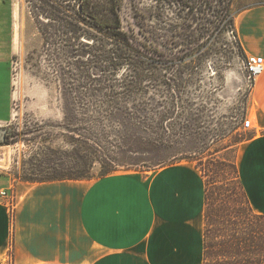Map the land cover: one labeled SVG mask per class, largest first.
Segmentation results:
<instances>
[{
    "label": "rangeland",
    "instance_id": "rangeland-1",
    "mask_svg": "<svg viewBox=\"0 0 264 264\" xmlns=\"http://www.w3.org/2000/svg\"><path fill=\"white\" fill-rule=\"evenodd\" d=\"M261 3L233 0L230 14L235 20ZM157 7L153 0H124L121 16L126 32L147 38L153 58L154 48L162 51L165 64L149 74L163 82L151 81L145 95L116 101L113 109L89 105V85L105 75L96 63L91 68L90 49L82 46L86 37L69 36L67 43L55 27L45 37L26 0H0V129L8 130L0 143V170L21 181L69 175L91 180L189 162L208 190L204 237L219 236L239 214L261 229L264 219L242 198L236 170L240 144L251 135L243 128L252 118L246 57L232 28L225 30L209 6L197 23L188 20V9L175 6L159 12L157 21ZM194 29L198 43L178 37ZM177 58L183 64L175 66ZM128 73L124 68L106 76L120 80Z\"/></svg>",
    "mask_w": 264,
    "mask_h": 264
},
{
    "label": "crops",
    "instance_id": "crops-1",
    "mask_svg": "<svg viewBox=\"0 0 264 264\" xmlns=\"http://www.w3.org/2000/svg\"><path fill=\"white\" fill-rule=\"evenodd\" d=\"M245 56L264 57V5L235 16ZM238 168L264 214V72L251 90ZM14 196V218L10 199ZM205 183L192 163L91 180L26 182L0 170V264H204Z\"/></svg>",
    "mask_w": 264,
    "mask_h": 264
},
{
    "label": "trees",
    "instance_id": "trees-1",
    "mask_svg": "<svg viewBox=\"0 0 264 264\" xmlns=\"http://www.w3.org/2000/svg\"><path fill=\"white\" fill-rule=\"evenodd\" d=\"M153 1L156 2L159 9L154 16L157 21L162 19L159 12L175 6L181 10L188 9V20L191 19L192 22L197 23L203 19V7L209 6L208 9L213 10V15L217 16L220 25L223 24L225 30H228V27L232 28L231 32L245 56L237 37L235 20L230 14L233 0ZM26 2L43 36L47 37L49 30L51 31L55 27L59 33L66 36L67 40L65 41L67 43L69 36H72L70 37L71 41H77L82 36L87 38L88 42L82 46L90 49L87 56L91 59V68H96V63L98 65L96 69L100 71L101 76L105 75L99 84L89 85L91 90L89 105L91 108H95L94 106L99 103L102 107L107 104L108 106L112 105L115 109L116 101H125L130 97L134 98L136 95H145L150 88L149 83L151 81L158 85L163 82L161 76L152 77L149 74L150 68L158 72L159 67L165 64L162 60L163 56H161L162 51L159 52L157 47L154 48L153 51L157 52L158 57L157 59L153 58V55L149 53L147 43H145L148 41L147 38H144L143 41L134 33L126 32L123 29L121 13L124 0H26ZM258 5H264V3ZM192 13L193 16L190 17ZM44 17L48 20L47 24L41 22ZM190 26L192 27V24ZM196 30H192L189 34H178V37L182 39L183 43L187 41L188 45L196 44L200 40L199 35L196 36L192 33ZM199 33L201 34V31ZM149 42L152 45L150 40ZM199 50L198 48L197 51ZM180 63L183 64L181 58H177L173 62L175 66ZM124 68L131 73V75L128 73L129 76L124 79L117 80V78L111 79L106 76L107 73H118ZM171 81L176 82V79ZM175 87L178 85L175 84ZM176 90L178 89L176 88ZM144 119L146 120L145 117ZM76 155L78 154L75 153ZM236 170L242 198L246 201L249 209L257 215V219H264V214L255 213L245 191L239 168L236 167ZM63 180H90V178L88 176L75 177L69 175L41 180H26V182ZM208 200V190L205 186L206 205H208ZM232 219L234 220L231 223L226 222L227 225L222 228L219 236L208 237V234L205 235L204 264H264V226L259 229L256 224L251 222L250 218L247 219L241 214Z\"/></svg>",
    "mask_w": 264,
    "mask_h": 264
},
{
    "label": "built area",
    "instance_id": "built-area-1",
    "mask_svg": "<svg viewBox=\"0 0 264 264\" xmlns=\"http://www.w3.org/2000/svg\"><path fill=\"white\" fill-rule=\"evenodd\" d=\"M244 66L247 74V79L253 87L257 78L264 72V57L246 56ZM243 128L245 130H251L253 128L252 120L247 118L243 123ZM1 196L10 199L9 205L11 210V219L13 220L15 210L14 196H9L7 192H2Z\"/></svg>",
    "mask_w": 264,
    "mask_h": 264
},
{
    "label": "water",
    "instance_id": "water-1",
    "mask_svg": "<svg viewBox=\"0 0 264 264\" xmlns=\"http://www.w3.org/2000/svg\"><path fill=\"white\" fill-rule=\"evenodd\" d=\"M8 135L7 129H0V143H5Z\"/></svg>",
    "mask_w": 264,
    "mask_h": 264
}]
</instances>
